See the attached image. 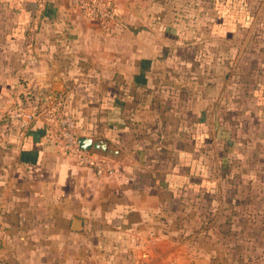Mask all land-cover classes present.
<instances>
[{
    "label": "crops",
    "instance_id": "0c3cea01",
    "mask_svg": "<svg viewBox=\"0 0 264 264\" xmlns=\"http://www.w3.org/2000/svg\"><path fill=\"white\" fill-rule=\"evenodd\" d=\"M175 3L115 0L119 23L104 32L68 0H0V264H230L201 246L204 232L181 208L188 192L219 181L204 146L218 137L202 129V99L192 109L200 121L188 123L194 100L182 97L203 98L206 75L175 71L170 48L236 28L221 27L215 9L190 19ZM253 87L264 120V74ZM52 106L75 115L80 136L118 151L112 174L55 146L41 112Z\"/></svg>",
    "mask_w": 264,
    "mask_h": 264
},
{
    "label": "rangeland",
    "instance_id": "374dc122",
    "mask_svg": "<svg viewBox=\"0 0 264 264\" xmlns=\"http://www.w3.org/2000/svg\"><path fill=\"white\" fill-rule=\"evenodd\" d=\"M175 1L178 2L175 9L189 13L190 19L205 8L215 9L220 14L216 19L221 27L230 24L231 29L236 28L229 39L220 40L213 35L216 40L209 43H175L177 47L170 48L171 56H179L170 62L175 71H198L206 75L203 98L199 90L197 93L189 90L182 97V103L190 104L194 100L193 105H187L188 123L200 121L201 114L192 109L200 108L202 99L205 107L202 129L210 136L223 132L227 136L204 145L205 165L209 170L219 168V181L207 193L188 192L182 211L186 212L189 226L204 232L201 246L212 249L213 257L221 259V263L264 264V120L262 113L252 110L255 98L249 96L253 82L264 74L261 71V67L264 70V0H245V6L239 5V0ZM225 11L231 16L222 15ZM209 37L206 34L204 39ZM0 47L3 50L2 44ZM212 77L218 78L215 88L206 85ZM53 108L68 112L56 106L41 111ZM29 117L26 119L30 121ZM212 122L219 123V130ZM195 162L191 167L198 169ZM202 184L204 188L211 186L207 180ZM257 212L260 214L255 216ZM247 218L259 228L252 226L253 222Z\"/></svg>",
    "mask_w": 264,
    "mask_h": 264
},
{
    "label": "built area",
    "instance_id": "2783aa9c",
    "mask_svg": "<svg viewBox=\"0 0 264 264\" xmlns=\"http://www.w3.org/2000/svg\"><path fill=\"white\" fill-rule=\"evenodd\" d=\"M72 7L89 19H93L104 32H110L119 23L115 10V0H68ZM41 2V0H39ZM49 96H45L48 98ZM43 97V99H45ZM45 121L46 135L55 146L64 153L73 156L79 165L89 168L96 175H110L114 171L112 158L82 149L78 143L79 132L77 122L73 114L60 109H47L41 111Z\"/></svg>",
    "mask_w": 264,
    "mask_h": 264
},
{
    "label": "water",
    "instance_id": "95a60500",
    "mask_svg": "<svg viewBox=\"0 0 264 264\" xmlns=\"http://www.w3.org/2000/svg\"><path fill=\"white\" fill-rule=\"evenodd\" d=\"M78 143L80 148L91 150L103 155H106L110 158H117L119 153L107 141L103 139H94L86 136H79Z\"/></svg>",
    "mask_w": 264,
    "mask_h": 264
},
{
    "label": "trees",
    "instance_id": "16d2710c",
    "mask_svg": "<svg viewBox=\"0 0 264 264\" xmlns=\"http://www.w3.org/2000/svg\"><path fill=\"white\" fill-rule=\"evenodd\" d=\"M239 5H242V6H245V0H239ZM247 15H248V12H247ZM41 97H45V96H47V94L49 93L48 91H44V90H42L41 92ZM216 128V130H219V126L218 127H215ZM216 135V134H215ZM216 137H218V138H221V139H227V136H226V134L223 132L222 133V135L220 134L219 136L218 135H216ZM209 141V140H208ZM260 213L259 212H257V213H255L254 215L255 216H257V215H259ZM247 221H251L250 219H248L247 218ZM251 222H253L252 223V226H254V227H258L259 228V226H256L255 225V223H254V221H251ZM255 234V233H254Z\"/></svg>",
    "mask_w": 264,
    "mask_h": 264
}]
</instances>
